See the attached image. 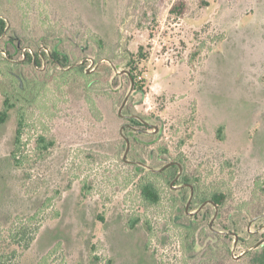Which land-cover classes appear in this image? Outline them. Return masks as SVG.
<instances>
[{
  "label": "rangeland",
  "instance_id": "1",
  "mask_svg": "<svg viewBox=\"0 0 264 264\" xmlns=\"http://www.w3.org/2000/svg\"><path fill=\"white\" fill-rule=\"evenodd\" d=\"M0 16V113L12 106L0 122V253L20 252L10 264H249L264 240V0H0ZM54 49L76 71L51 63ZM133 116L148 125L131 130ZM39 135L56 141L45 157ZM172 162L183 177L172 186L151 175ZM144 179L159 204L142 199ZM174 198L196 214L191 231ZM20 227L35 238L27 251L11 238Z\"/></svg>",
  "mask_w": 264,
  "mask_h": 264
},
{
  "label": "trees",
  "instance_id": "2",
  "mask_svg": "<svg viewBox=\"0 0 264 264\" xmlns=\"http://www.w3.org/2000/svg\"><path fill=\"white\" fill-rule=\"evenodd\" d=\"M174 11V10H172ZM7 31V22L4 18H2L0 16V40L3 37V35L6 34ZM45 56V54H43ZM43 55L41 53L36 52L34 55H28L31 58L30 61H32L33 63V67L35 68L36 66L38 67V65H40L41 59L43 58ZM36 57V59H35ZM49 60L51 63H53L54 65H56L57 67H63L64 69H70V72L76 71V70H71V62H70V58L67 54L60 52L57 49H54L48 56ZM144 59L143 56V52L141 49V52L139 54V56L133 57L130 62H129V66L132 68L131 71L137 69V67L139 66V62H141ZM68 74V73H66ZM132 75V76H131ZM131 75H129V81L131 82V84L135 87V90L143 92L144 90L143 88L139 85L141 82H139V78L138 76L135 74H133V72H131ZM86 78H91V76H87V74H85ZM11 105L10 103L6 100L4 102V108L2 110V112L0 113V122L4 123L7 118L9 117V113L11 110ZM138 117V116H137ZM142 119V118H141ZM132 124L133 127H130L131 130L134 127H138V126H142L143 122L136 118L135 116L131 117L129 120ZM24 122L23 119H20L18 122V126L15 132V137H14V143H13V149L12 152L10 153V159L12 160L14 166L18 169L23 168L25 166V156H24V147H25V143H24ZM139 138H135L136 141H145L143 139V134H138ZM148 137H150V135H148ZM125 140V139H124ZM126 142V140H125ZM35 144V151L37 152V155L39 157H45L56 145V141L53 138H50L46 135H39L37 136V138L34 141ZM127 146V144H126ZM135 168H137L139 170V172H141L143 170V168L141 166L136 165ZM179 171V167L173 166V167H168L165 166L162 171L158 172L157 174H151L153 176L156 177H163L165 179L166 182H169V184L171 185V181L177 176ZM172 186V185H171ZM140 195L142 197V199L144 200V202H146L149 205H157L160 203L161 201V192L158 188V186L153 182L150 181L149 179H144L140 182V185L138 187ZM222 195L220 196H214L213 201L216 205H221L222 201L221 199ZM178 200L180 202V199H175L174 198V207L177 209V216L175 217L177 219V221H183L184 228L186 229V231H191L193 225L195 224V220L194 218L196 217V214L193 216H190L187 213V209L184 210L183 208L180 207ZM138 221V220H137ZM138 223V222H136ZM243 226L244 224H236L235 226V232L234 234L236 235V237L238 238V234L241 231H243ZM25 228V227H24ZM229 226H225V229H228ZM209 230H211L209 228ZM212 231V230H211ZM209 233H212V232ZM246 232H249L248 230H246ZM213 234V233H212ZM217 236V238H229L230 236H220V235H215ZM250 236V235H249ZM26 234L25 231L23 232L21 227L17 229L16 233L13 234L11 236L13 243L15 245H17L21 251H27L29 250V248L31 247L32 242L34 241V237L31 238H26ZM258 242V241H257ZM256 242V243H257ZM194 244H191L189 247H187V253H191V252H197L199 247H201L200 245H197V243L195 244V242H193ZM198 249V250H197ZM19 251L18 249H14L9 253H0V264H10L11 261L14 258L20 257L19 255ZM247 257L249 260V264H264V243L261 244L260 246L256 247L255 249L251 250L249 253H247Z\"/></svg>",
  "mask_w": 264,
  "mask_h": 264
},
{
  "label": "water",
  "instance_id": "3",
  "mask_svg": "<svg viewBox=\"0 0 264 264\" xmlns=\"http://www.w3.org/2000/svg\"><path fill=\"white\" fill-rule=\"evenodd\" d=\"M131 93H132V91H131V92L129 93V95L125 98V100H124V102H123V104H122V106H121V108H120V110H119V115H122V109L124 108V106H125V104H126L128 98H129V96L131 95ZM135 117L138 118V119H140L143 123H145V121H144L143 119H141L140 117H137V116H135ZM124 139L126 140V144H127L126 152H125V156H124V160H126V157H127L128 153H129V150H130V142H129V140H128L127 138H124ZM178 166L180 167V174L178 175V177H179V176L181 175V173H182V167H181V165H178ZM178 177H177V178H178ZM174 182H175V181H174ZM174 182H172L171 185H173ZM211 204H213L215 207L217 206L214 202H211ZM188 206H189V204L187 205V208H186V209H188ZM216 208H217V207H216ZM217 214H218V212H217V209H216L215 217H217ZM215 217H214V219H215ZM263 217H264V215H263V216H260V217H258V218H256V219H254V220H257V219H260V218H263ZM214 219L212 220L211 225H212ZM236 238H237V237H236ZM236 240L238 241V238H237ZM263 242H264V240L260 241L258 244H256L255 247L260 246Z\"/></svg>",
  "mask_w": 264,
  "mask_h": 264
},
{
  "label": "flooded vegetation",
  "instance_id": "4",
  "mask_svg": "<svg viewBox=\"0 0 264 264\" xmlns=\"http://www.w3.org/2000/svg\"><path fill=\"white\" fill-rule=\"evenodd\" d=\"M144 125H148V123L147 122H145V123H143ZM173 166H176V167H179L178 166V164L177 163H175V162H172V163H170L169 165H168V167H173ZM180 174V167H179V173L177 174V176L171 181V184H172V182H177V181H179V180H181V179H183V177H181V175L178 177V175ZM178 177V178H177ZM185 185V184H184ZM187 186V185H186Z\"/></svg>",
  "mask_w": 264,
  "mask_h": 264
}]
</instances>
